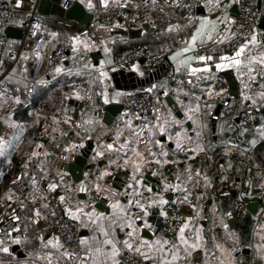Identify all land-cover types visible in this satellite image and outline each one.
<instances>
[{"label":"snow or ice","instance_id":"1","mask_svg":"<svg viewBox=\"0 0 264 264\" xmlns=\"http://www.w3.org/2000/svg\"><path fill=\"white\" fill-rule=\"evenodd\" d=\"M21 2L15 0L17 6ZM239 2L75 0L89 13L134 8L133 22L143 9L144 20L138 27L150 24L156 31V39L162 40L158 51L170 62L172 71L162 81L141 85L136 93L109 85V73L129 61L125 54L117 65L112 47L117 41L96 34L97 29L109 33L113 28H123L119 21L100 23L90 32L67 34L64 43L71 56L56 49L59 32L49 31L39 22L31 25V35L39 37L32 50L36 72L18 65L0 75V157L7 158L9 150L19 153L25 133L32 130L19 173L0 189V208L4 209L0 214V264H244L239 255L241 237L226 219L232 213H221L213 203L209 217L202 204L213 187L207 170L213 157L207 153L217 146L225 158L234 152L244 156L248 151L241 150L233 138H222L217 145L205 143V134L212 131L209 124L213 116L228 115L214 112L217 102H223L225 108L231 106L226 100L227 90L222 84L216 86L220 74L230 72L239 82L238 100L232 103L239 104L245 119L239 124L237 138L249 132L247 122L255 119L254 113H264V20L238 25L230 9ZM64 7H70L68 0ZM197 8L201 14L194 11ZM205 9L207 15L202 14ZM176 10H180V16L173 22ZM47 44L56 51L55 61L41 51ZM94 50L104 53L98 63L89 56ZM9 58L17 61L15 56ZM19 59L27 61L30 57L20 54ZM45 60L47 69L40 75ZM4 64L0 60V68ZM129 70L140 78L146 76L141 61L131 62ZM74 77H86L88 88L81 89ZM60 78H65L69 91H63L65 83ZM54 82L60 84L59 104L50 111H29V96L48 95ZM137 94L143 95L144 102L137 104L135 111L125 110L111 127L100 117L101 105L96 98L103 105L119 104L123 97ZM169 96L175 99L172 106L162 99ZM72 99H87L92 104L77 114L67 104ZM21 112L30 119L22 118ZM225 124L214 134L236 131L235 123ZM254 133L249 142L253 147L258 140L264 141V117ZM92 141L95 147L91 148L90 163L95 170L83 172V179L73 183L67 179L68 163ZM202 154L209 162L207 167L193 163ZM53 156L55 168L49 163ZM248 159L258 169L259 182L254 184L250 178L247 188L236 185L238 202L251 196V190L264 196V159L259 164L252 157ZM218 167L221 172L226 170L223 163ZM227 167H232L231 160ZM148 173L156 178L155 186L146 182ZM117 177L120 182L115 187ZM227 179L221 176L222 181ZM81 193L87 194V199L79 198ZM97 201H104L106 207L100 210ZM56 208L62 213L59 219ZM184 208L188 211H181ZM152 216L162 220V228L150 222ZM49 218L61 228L65 219L73 221L77 231L46 232L41 221ZM209 219L210 224L206 223ZM254 219L257 226L245 247L252 250L253 264H264V216Z\"/></svg>","mask_w":264,"mask_h":264},{"label":"crops","instance_id":"2","mask_svg":"<svg viewBox=\"0 0 264 264\" xmlns=\"http://www.w3.org/2000/svg\"><path fill=\"white\" fill-rule=\"evenodd\" d=\"M3 1H7V2L11 3L16 8V10L18 11L16 14H14L11 17L10 27H13L16 29L24 28L25 29L24 38L26 40L24 38L23 39L25 40V42L31 43V44H36L39 37L38 38H31V37L27 36V27H26V24L24 22V18L22 16L23 11L33 10L35 8V6L31 2V0H22L20 6L16 5L15 0H3ZM72 1L75 3V0H72ZM62 2H63V0L61 1V4H62ZM242 7H243V4L240 0V2L237 3L234 8L230 9L231 15L236 17L237 21H238L240 10L242 9ZM262 9L264 11V1H263ZM205 11H206V13H202V14L207 15V10L205 9ZM196 12H197V9H196ZM175 13L180 15V10H176ZM91 14L95 15L96 13H91ZM197 14H201V12L199 11V12H197ZM44 19L47 22L46 28L49 31H57L60 33V37H59L60 43L56 45V49H58L61 46V44L64 41V39L66 38L67 34L76 33L78 30H84V31H89V32L93 30L91 28L84 29L77 22L61 21L54 16L44 17ZM175 20H176V18L173 17V22H175ZM96 25H98V23L93 18L92 28H93V26H96ZM146 26H147L146 29L144 27L143 28L142 27H135V28L129 29V30L133 29L136 31L142 30L141 33H137L135 38H130L128 35H126V31H129V30H124L123 28H113L112 31L109 33H105V32H103V30L97 29L96 34L98 37L101 35H108L117 41V43L114 46H112L113 47V54L116 55L119 51L135 44L136 42H138V41L141 42L145 36H148L149 32L152 31V33L156 34V31L154 32V30L152 29L150 24H148ZM121 38H123V40H121ZM46 39L51 40L52 38L46 37ZM24 40H18V39L11 38V41L13 42L12 45H14L15 47H13L12 50H10V52L8 53V63H9L8 65L9 66L7 65L5 67L0 68V75H2L7 69H9L11 67H17L18 65L27 66L29 68V71L32 73L36 72L34 52L23 47ZM161 43H162V40H160V44ZM21 47H23V48H21ZM41 51L46 57L48 55L53 56V53L55 52L53 50L51 44H47L46 46H43L41 48ZM20 54L27 55L30 57V59L27 61L20 60L19 59ZM10 56L17 57V61L13 62L9 58ZM89 56L91 57L93 63H98L100 60H102L104 58V53L100 50H94L93 52L89 53ZM66 64L71 65L72 62L67 61ZM46 69H47V61L45 60L44 64L42 66H40V68H39L40 75H43L44 72L46 71ZM166 72H167V69L165 67L164 68H158L155 70L146 71V76L144 78H140V77L136 76L134 73H132L129 69H122L120 67H117V70L115 72L109 73V75H110L109 85H114L126 93H135L137 91V88L141 87V85H143L144 87H147L148 82L154 83L157 80H160V81L164 80L165 77L167 76ZM220 76H221V80L216 82V86L219 87L221 84L223 85V87L227 90V93H228V95L226 96V100H229L231 103L232 114H231L230 118H228L226 120V122H227V124L235 123L237 125L236 131L224 132V133H222V135L226 139L227 138H233L235 142L239 143L241 150L248 149V151L244 156H241L239 154V152H234L230 157L225 158L221 154L222 148L217 146L214 148V151H210L207 153V155H210L213 157V161L211 162V167H208L207 170H208V175L213 178V185H215V184H227L229 187L228 192L221 194L220 203L217 204V206H218L219 211L221 213H223L224 211H229L232 213V216L229 218H226V219H227V222L230 224L231 230L235 231L241 237L242 244L240 245V253H239L240 259L244 261V264H253L252 250L246 248L245 244L248 241L252 240L253 229L257 226V221L254 219V216H264V212L261 211V209H264V196H262L258 190H251L252 195L247 197L248 199H254V198L259 199L260 206H259V211L256 215H254L251 212H249L248 210H246L241 214V216H237L236 212H235V207H234V198L238 194L237 189H236V185H241L243 188H247V181L250 178L254 180V184L259 182V179L256 176L258 169L257 168L252 169V171L250 173L249 169L246 167L245 161H249L248 157H252L253 161L256 164H259L262 160V157L258 153H256V149L264 141L258 140L254 147L251 146L249 142L254 138V135H255L254 128L262 122V117H264V113L258 112L256 115L255 125L254 126L247 125L249 127V132L243 138H237V132H239V124L242 121L240 118V112L241 111L238 110L239 104L238 103H232V102H233V100H238L239 92L231 91L230 85H229V87H227L225 85V82H228V84H229L230 83L229 80H233L232 74L230 72L221 73ZM17 78L19 79L20 76L18 75ZM60 79H61L62 83H65V87L63 88V91H65V92L69 91V89L66 86L65 78H60ZM73 79H75L76 83L81 86V89L86 90L88 88L87 83L84 82L87 79L86 77H74ZM173 86H174V84H173ZM59 90H60V84H55V82H54V87L49 89L48 95H43V94L30 95L29 100L31 101V105L33 103H38V102L44 101L45 104L52 109V106L54 104H56V105L59 104V100L57 99L58 96H56V95H59L58 94ZM54 95L56 97L53 98ZM49 97H51V99ZM129 97H131V96L123 97L122 103H119V104L123 105V103ZM96 99H97V103L100 104L101 106L107 107L111 104H118V103L113 102V103H110L108 105H103L102 101H100L99 98H96ZM162 99L167 100V98H165V97H162ZM173 100L175 102L174 98H173ZM84 102H88V103H90V105L92 104V102L87 100V99H84V100L72 99V100L67 101V104H68L69 108L76 109V112H78L79 107ZM167 102L169 103L168 100H167ZM221 103L222 102H217L216 109H215L216 112L218 109H219V112H221V105H220ZM169 106H172V105L169 103ZM125 110L126 109H124L122 111V113ZM69 114H71V113H69ZM121 114H119L117 117H115L114 122L108 126L111 127L117 121L118 117ZM99 115H100V117H102L104 119L105 114L103 115V114L99 113ZM223 125L225 127L227 126L225 124V122L223 123ZM209 127L211 128L212 131L210 133L205 134V143L210 142L212 145H217L220 139H219L218 134H214V133H217L218 130H217L216 125H215L213 120L210 121ZM92 142L94 143V147H95V141H92ZM87 146H88V144H86L85 148ZM9 152H10V154L7 158L0 157V173L2 170V165L6 161L10 160L14 154V152H11V150H9ZM249 152H251V153H249ZM78 155H80V154H78ZM233 156H235V158H233ZM218 159H224L222 162H220V163L225 164L226 170L223 172H221V170L218 167V165L220 164L218 162ZM234 159H236V160H234ZM228 160H231V163H232L231 168L227 167V161ZM56 162H57L56 160L53 161V163L51 165L53 168H55ZM242 162L245 165V171H243L241 169V166L239 164ZM193 163L197 167H200L201 165H204L205 167H207L209 162L206 161L205 155H203V157H202V155H200ZM250 163L253 165V162H250ZM87 164H88L87 167H90V165H92L90 163V158L87 160ZM100 167H103V163L100 164ZM221 176H226V177H228V179L226 181H222ZM70 181H72L73 183H77V182H74L73 180H70ZM146 182H150L153 184V186H155L156 178L151 177L150 173H148ZM115 184H117L119 186L118 181ZM25 191H27V190H25ZM201 191H203V189H201ZM233 192H235V195H233ZM78 196L81 199H87V194L81 193V194H78ZM247 198H245V199H247ZM98 203H99V201H97V204ZM213 203L214 202H213V198H212V188H210L208 190V195L205 197L204 201L202 202L203 207L205 209V212L209 215V217H211V209H212ZM150 222L153 223L154 225H156L157 227H161V224H162V220L158 219L156 216H152L150 218ZM210 222H211L210 219L208 221H206V223H209V224H210ZM41 227L44 228L46 232H49V230L47 228V221L46 222L41 221ZM79 231L84 232V234H87L86 230H84V229H80ZM218 231H219V234L221 236H223V231L222 230H218ZM149 235H150V233H149ZM29 248H31V244L29 245Z\"/></svg>","mask_w":264,"mask_h":264},{"label":"built area","instance_id":"3","mask_svg":"<svg viewBox=\"0 0 264 264\" xmlns=\"http://www.w3.org/2000/svg\"><path fill=\"white\" fill-rule=\"evenodd\" d=\"M263 1L264 0H241L243 7L240 10V14H239L237 24L238 25L241 23H243L245 25L252 24V23L259 24L264 18V15H262V14H264V11L262 9ZM68 2L70 4V7H68V8L64 7L65 0H63V2H62V8L65 11H68L74 4V2L72 0H68ZM194 11H196V9H194ZM17 12L18 11L16 10V8L11 3L7 2V1L0 0V60L5 61V64H7V65L9 64L8 63V53L15 46L12 45V43L9 44L11 39H9L7 37L5 31L10 26L11 17L14 14H16ZM133 14H134V8H129V9H126L123 11L120 9H114L113 12H111V13H99V14L96 13L94 15V19L96 20V22L98 24L103 23L105 25L119 21L121 24L124 25V27H123L124 30H129L131 28L138 27V25H140L142 20L144 19L143 9H141V11L139 13V18L136 19L135 22H133V20L131 19ZM253 14L255 15V19H253ZM22 16L24 18V22H25L26 27H27V36L31 37V38H38V37H33L31 35V25L39 22L46 27L47 22L45 21L44 17L40 13H38L36 7L33 10L23 11ZM179 16H180L179 14L175 13L173 17H175L177 19V18H179ZM125 17H128V19L125 20ZM182 22L183 21H181V23ZM25 40L23 42V47H25L26 49H28L30 51H32L36 48V44L27 43V42H25ZM64 41H65V39H64ZM64 41L62 42L61 46L57 50H59L62 53V55L71 56L70 49L66 47ZM158 46H156L154 48V47L147 46L144 43L133 44V45L119 51L115 55L117 57V65H119L121 63V61L119 60V57H123V56H125V54H127L129 64L125 65L124 67H120V68L129 69V65L131 62L141 61V62H143V65H144L146 71L155 70L158 68H164L165 67L167 69L166 75H168V73H170L172 71V68L170 67V62L166 61L165 55L158 51ZM23 47H21V48H23ZM153 56H155L157 58L153 59L152 58ZM52 57H53L54 61L56 59H58L56 57V51L53 53ZM225 85L227 87H229L228 82H225ZM139 88L140 87H138L137 89H139ZM133 101H135V102H133ZM227 101H228L229 105H231L230 101L229 100H227ZM143 102H144L143 95L137 94V95L129 97L123 103V105H124V108L126 110L130 109V110L135 111L137 104L143 103ZM220 105H221V112H219V113L227 112L228 115L226 117H220V116H216V115L213 116L212 120L214 121L217 130L228 118H230V116L232 114L231 106L228 108H225L223 102ZM90 107H91L90 103L84 102L79 107L77 114L79 113L80 109H84L85 111H87ZM106 108H107L106 106H101L99 113L104 115L107 112ZM214 112H216V111L214 110ZM254 115H255V119L249 120L247 122V125H251V126L255 125L257 113H254ZM240 118L242 121H244L245 117H244L243 111L240 112ZM218 135H219V139H222V138L226 139L222 134H218ZM249 153H251V152H249ZM92 154H91V156H92ZM203 155L204 154H202V157H203ZM76 158L73 161H71L70 163H68V165L71 163H75ZM245 162H246V167L248 169L249 168L255 169V167L249 161H245ZM90 169L93 171L95 170L94 166L92 168L87 167L85 169V172L89 171ZM117 179H118V177L116 178L115 183L117 182ZM109 182H112L111 179H109ZM228 191H229V187L227 184H215V185H213V187H212L213 202L216 205L219 204L221 194L226 193ZM237 195L234 198V207H235L236 215L241 216V214L247 210V208H246L247 205H246L245 199L238 202L237 201ZM52 204L55 207L56 202L53 200ZM181 211H182V209H181ZM3 212H4V209H1L0 214H2ZM56 212H57L56 219H59L60 216L62 215V213L60 212L59 208H56ZM62 223L65 224L64 228H61L59 225H57L53 222L52 218H49L47 220V228H48L49 232L52 231L53 229H55L61 233L66 232L68 229H71L73 232L77 231V228H76L75 223L73 221H68L65 219V221H62ZM0 226L2 227L3 225H0ZM162 227H163V222H162L160 228H162Z\"/></svg>","mask_w":264,"mask_h":264},{"label":"water","instance_id":"4","mask_svg":"<svg viewBox=\"0 0 264 264\" xmlns=\"http://www.w3.org/2000/svg\"><path fill=\"white\" fill-rule=\"evenodd\" d=\"M62 0H31L32 4L36 7L38 13L43 15L44 17H50L54 16L58 18L61 21H72L79 23L84 29L92 28V20L94 18V15L89 13L86 9H83L82 6H80L78 3H74L73 6L68 10L65 11L62 8L61 4ZM199 8H197V12H199ZM203 13H206L205 10H203ZM264 20V18H263ZM145 29L147 26L144 27ZM142 30H129L126 31V35H128L130 38H135L137 33H141ZM8 38L18 39V40H24V34L25 29L24 28H13L8 27L5 31ZM24 38V39H23ZM230 83V89L231 91L239 92V83L236 80H229ZM167 100L171 105H174L175 102L172 98V96L167 97ZM124 105L122 104H111L107 106L106 113L104 116V120L107 122V125H111L114 122L115 117H117L119 114L122 113L124 110ZM219 112V109L217 110ZM94 147V143L91 142L88 144V146L81 151L80 155L77 156L75 163H71L67 166V171L69 172V180H73L74 182H79V180L83 179L82 173L85 172V169L87 168V160L90 158L92 151L91 148ZM93 165H90V168H92ZM118 182H120V178L117 179ZM115 187H118L117 184H114ZM233 195H235V192H233ZM247 210L251 212L252 214L256 215L259 211V199H245ZM98 207L100 210L104 209L106 207V203L104 201H99ZM183 212H187L188 209L184 208L182 209Z\"/></svg>","mask_w":264,"mask_h":264},{"label":"trees","instance_id":"5","mask_svg":"<svg viewBox=\"0 0 264 264\" xmlns=\"http://www.w3.org/2000/svg\"><path fill=\"white\" fill-rule=\"evenodd\" d=\"M71 22V21H69ZM159 22V21H158ZM155 32V30H154ZM159 42V43H158ZM138 43H144L146 44L147 46H150V47H156L160 44V40L156 39V34L155 33H152L149 32L148 33V36H145L144 39L141 41V42H136L135 44H138ZM7 66V64H4V67ZM9 66V65H8ZM59 94V93H58ZM56 95V94H55ZM53 96L56 97V96ZM33 108L35 109H44L46 111H50L51 108L48 107L44 101H41V102H38V103H33L32 104V107L29 108L28 110L31 111ZM21 117L22 118H27V113L26 112H21L20 113ZM27 119H30V118H27ZM31 129H29L26 133H25V138H24V142L23 144L21 145V151L19 153H15L13 154L12 158L10 159L11 160V163H9V160L6 161L3 165H2V170H1V173H3V175H0V189L3 188V186L5 185H8L10 180L12 178H14V175L18 174L19 173V167H20V161H21V156L23 155L24 152H26L28 150V143H27V137H29L31 135ZM213 140V139H212ZM256 153H258L262 159H264V142L261 143L258 148L256 149ZM233 158H235V156H233ZM56 160V157L53 156V157H50L49 158V163L50 165H52L53 161ZM224 159H218V162H222ZM236 160V159H234ZM240 166H241V169L243 171H245V165L244 163H239ZM1 209L3 208H0V211Z\"/></svg>","mask_w":264,"mask_h":264}]
</instances>
